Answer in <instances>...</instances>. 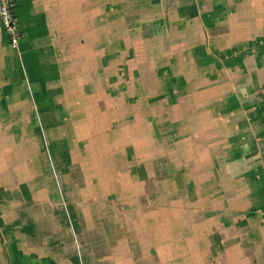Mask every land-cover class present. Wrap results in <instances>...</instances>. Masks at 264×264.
Wrapping results in <instances>:
<instances>
[{"label":"crops","instance_id":"obj_1","mask_svg":"<svg viewBox=\"0 0 264 264\" xmlns=\"http://www.w3.org/2000/svg\"><path fill=\"white\" fill-rule=\"evenodd\" d=\"M14 1L0 264H264V0Z\"/></svg>","mask_w":264,"mask_h":264},{"label":"built area","instance_id":"obj_2","mask_svg":"<svg viewBox=\"0 0 264 264\" xmlns=\"http://www.w3.org/2000/svg\"><path fill=\"white\" fill-rule=\"evenodd\" d=\"M0 24L9 39L10 46L17 49L23 37L14 0H0Z\"/></svg>","mask_w":264,"mask_h":264},{"label":"rangeland","instance_id":"obj_3","mask_svg":"<svg viewBox=\"0 0 264 264\" xmlns=\"http://www.w3.org/2000/svg\"><path fill=\"white\" fill-rule=\"evenodd\" d=\"M16 12H17V9H16ZM22 40V39H21ZM21 42V41H20ZM127 77V75L126 76H124L123 78H126ZM213 94L214 93H208L205 97L204 96H198V98L199 99H201L202 100V97H204V99L205 98H210V97H212L213 96ZM159 107L160 106H157L155 109H153L152 111H148L147 110V108L146 107H142L144 110L143 111H145L144 113L145 114H147L148 115V113L151 115L150 117H152V119L154 118V115H158V114H156L157 112H160V115L159 116H161V115H163L164 113L159 109ZM148 112V113H147ZM167 112H169V116L171 115L172 116V118H175L176 116H177V112H170V111H167ZM140 113H141V111H140ZM172 113V114H171ZM143 117V114L141 113V118ZM155 119V118H154ZM140 141H142V145H140V147H139V149L138 150H140V154H146L147 153V151L149 150V148H148V146L153 150V152H156V154H157V152H158V149L156 150V145H157V139H156V136L154 135V134H144V135H142L141 136V140ZM151 150V151H152ZM156 150V151H155ZM153 162H156V161H153ZM127 184H128V182H127Z\"/></svg>","mask_w":264,"mask_h":264}]
</instances>
